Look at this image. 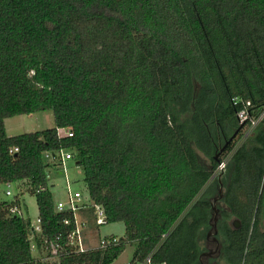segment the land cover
<instances>
[{"label":"trees","instance_id":"obj_1","mask_svg":"<svg viewBox=\"0 0 264 264\" xmlns=\"http://www.w3.org/2000/svg\"><path fill=\"white\" fill-rule=\"evenodd\" d=\"M246 103L264 111V0H0V186L24 183L40 221L33 232L0 199V264H44L58 235V264H113L128 245L132 264H199L214 201L219 255L264 264V118L214 158ZM47 110L53 128L6 134V119ZM59 151L102 224H123L116 246H66L74 217L44 159Z\"/></svg>","mask_w":264,"mask_h":264},{"label":"rangeland","instance_id":"obj_2","mask_svg":"<svg viewBox=\"0 0 264 264\" xmlns=\"http://www.w3.org/2000/svg\"><path fill=\"white\" fill-rule=\"evenodd\" d=\"M53 127V114L50 110L31 115L12 117L5 120L6 134L9 137L47 130ZM64 167L65 171L59 169L50 171L51 193L55 202L62 203L67 202L68 192L71 194L75 192L81 193L82 201L86 204V208L84 209V212L86 213L83 214L82 212L81 216L78 212L77 217L79 223L84 221L87 223L85 230L81 233L83 245L87 248H96L99 240L104 237H123L124 227L122 223L97 224L95 222L94 214L92 215L88 191L83 181V172L81 168L78 165H75L72 160L66 162ZM6 191H9L11 195L6 196ZM0 199L9 203L18 200L19 214H21L23 218L28 219L32 225L36 224L37 208L35 197L27 193L24 183L20 182L0 186ZM214 205L217 209L216 202H214ZM210 232L212 235V228ZM201 243L203 244V242ZM133 252L134 246L128 245L125 251L113 264L128 263L132 259ZM41 259L44 260V264H58L56 257L51 256V254L48 255L45 252L41 255ZM217 264H221V260H219V263Z\"/></svg>","mask_w":264,"mask_h":264},{"label":"built area","instance_id":"obj_3","mask_svg":"<svg viewBox=\"0 0 264 264\" xmlns=\"http://www.w3.org/2000/svg\"><path fill=\"white\" fill-rule=\"evenodd\" d=\"M234 105H236V101L233 102ZM249 103L245 104V107L241 110L238 111L237 113V120L239 124H243V132L246 134L253 129L263 118H264V111L261 112L258 116H253L250 115L247 112V107L249 106ZM57 136L59 138L62 137H67L71 138L72 137V131L68 129H57L56 130ZM14 152H17V149L13 150ZM72 158V155L69 152L65 151H59L56 153H45L44 154V159L49 163L56 165V168L65 171V163ZM224 166L223 163L220 165V169H222ZM46 179H50V174L48 173L46 175ZM6 196H10V192L6 191L5 192ZM92 209L94 210V216L96 217V223L97 224H102L104 223V215L100 207L98 206H92ZM86 208V205L83 204L82 202V197L81 193L75 192L71 194L68 192V197H67V202L62 203V202H57L56 204V209L57 211H63V210H68L73 214L74 217V222H75V229L72 231L70 234L67 235V243L66 246H70L76 254H81V253H87V252H92L96 250H106L110 247L116 246L119 243V238L117 237H104L99 240L98 245L96 248H87L83 245V240L81 237L82 231L85 230L86 224L85 223H79L78 222V217L77 213L84 210ZM11 214H16L19 213V210L17 208H11L10 210ZM40 221L39 219L36 220V224L32 225V231L36 233H40ZM64 224H68V221H64ZM59 240H60V235L56 236L54 238V243L50 244L48 241L45 239L43 240V250L46 252L47 249H50V254L51 256L55 257L57 254V250L60 248L59 245ZM31 250H35V245L32 244ZM126 264H132L131 261H129ZM139 264H162V263H152L150 257L146 258L143 262Z\"/></svg>","mask_w":264,"mask_h":264},{"label":"flooded vegetation","instance_id":"obj_4","mask_svg":"<svg viewBox=\"0 0 264 264\" xmlns=\"http://www.w3.org/2000/svg\"><path fill=\"white\" fill-rule=\"evenodd\" d=\"M229 138L226 139L223 137L221 139V137H219L218 144L215 146V151L217 152L220 149H222L225 146V143L228 141ZM236 139H237V135L233 138L231 142L228 143V145ZM226 147L223 149V151L226 149ZM218 194H219V199L221 200V184L218 189ZM229 223L230 225H232L233 221H230ZM216 229H217V224H216ZM210 230H211V227L206 231L205 234L204 232L201 234L204 237H203V251L199 257V264H217L219 263V260H221V264H227L225 261V253L222 249V244H221V256H220L219 255L220 254L219 238L217 235L216 236L213 235V228H212V235H211ZM217 234H218V231H217Z\"/></svg>","mask_w":264,"mask_h":264},{"label":"water","instance_id":"obj_5","mask_svg":"<svg viewBox=\"0 0 264 264\" xmlns=\"http://www.w3.org/2000/svg\"><path fill=\"white\" fill-rule=\"evenodd\" d=\"M242 128H243V124H239L238 129H237L236 132H235V133H234V134L228 139V141L225 143V146H224L222 149H220L219 151H217V152L215 153V156H214L215 159L218 158V156H219L220 153L223 151V149L228 145L229 142H231V141L233 140V138L238 134V132H239L240 130H242ZM76 165H77V163H76ZM214 202H216V201H214ZM214 202H213V204H214ZM212 211L214 212V216H213V223H214V224L212 223L211 228H213V235L216 236V235H217V229H216V222H217L216 214H217V210H216V208H215V205H213V207H212ZM237 224H238L237 221H233V223H232V225H234V226H237Z\"/></svg>","mask_w":264,"mask_h":264},{"label":"crops","instance_id":"obj_6","mask_svg":"<svg viewBox=\"0 0 264 264\" xmlns=\"http://www.w3.org/2000/svg\"><path fill=\"white\" fill-rule=\"evenodd\" d=\"M79 213H80V215L82 216V212L80 211ZM85 213H86V212L83 211V214H85ZM81 218H82V217H81ZM84 222H85V221H84ZM84 222H83V223H84ZM85 224H87V223L85 222Z\"/></svg>","mask_w":264,"mask_h":264}]
</instances>
